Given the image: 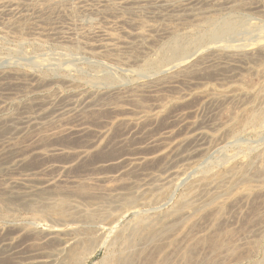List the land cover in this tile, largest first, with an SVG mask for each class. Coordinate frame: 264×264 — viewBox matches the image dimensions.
<instances>
[{
	"label": "rangeland",
	"instance_id": "rangeland-1",
	"mask_svg": "<svg viewBox=\"0 0 264 264\" xmlns=\"http://www.w3.org/2000/svg\"><path fill=\"white\" fill-rule=\"evenodd\" d=\"M35 1L36 0H5V1L2 0V2H1V0H0V12L1 11L5 12L4 14H3V12L0 13V72H1L0 73V85H1L0 86V102H1V104H0V131H1L0 132V134H1L0 135V150H1V146L3 144H5L6 142H8L9 140L10 141H12V140L23 141L24 139L27 140L31 136H33V134H34L33 128H27V129L25 128L24 129V127H26V125H28V124L22 123V122H24L25 118H30L32 120V122L34 121L35 123H39L45 129H48V130H50L52 128H54L52 130H61L62 128H77V127H79V125H82V122L79 120L74 121L75 117H71L70 114H72L73 112H75L78 109L83 108L84 107V100L88 99L91 95L95 96V95L100 94L102 92L105 93L106 91H109L112 88H113V90H116V91H119L122 93V92L126 91L125 89L129 90V88L133 87L134 84H142V85L146 86L145 88H147V89L146 90H145V88L142 89L143 93H141L140 96L142 95L141 98H142V100H145L144 104H147V106L149 107V110L154 109V111H156L155 103H154V101H152L154 99L153 97L155 95H157V96L159 95V97L167 98V100H169V99L175 100L176 102H179L180 104H179V106L172 105V107H169L170 110L168 109L169 111H168V113H166L167 115H165V117L162 118V119L165 118L164 119L165 121L160 120L158 122L159 124L154 123L152 126L149 125V128H148L147 124L144 125L145 122H144L143 116H145V113L139 112L137 109L133 108L131 104L128 105L129 103H127V102L123 103L122 104L123 108L129 110V111L126 110L127 112L123 117H125L128 112L129 113L131 112V114L128 113L129 116L128 115L127 116L132 118V119H135V122L138 123V126L134 127V129H133V127H127V128L123 127L120 130L119 129L113 130L114 132H111L112 135L110 136L112 139L109 137L110 144L108 143L109 144L108 148L110 150H107V152L109 154L107 152H105L106 150L103 152L104 154L106 153L105 154L106 156L102 157V155H104V154L101 153V156L98 155L95 158H90L89 160H87L85 162L84 161H80V162L75 161V162L68 163V164H62L61 162L57 163L56 161L52 163L50 161L51 163L42 165L39 162H34L32 164L33 166H31L30 167L31 169H29V170H25L23 168L14 169L16 167H13L12 162L6 161L5 164H2L0 166L3 170L2 171L3 174H0V179L2 181L3 180H9V179L15 180V181H20L22 178H23L22 180H26V179H32V178L38 179V177H39L42 179H44V178L49 179L50 178V179H54L55 181L57 180V181H59V184L61 183V186H62V184L67 185L68 183H66V181H68L72 185L69 184L67 186L72 187L74 184L73 182H75V180L78 181V180L82 179L81 181H83V180L91 181L92 180L93 182H97V180H99V178L104 179V178L108 177V179L106 180L107 181L106 184H108L110 182L112 185V182H113V185H115V184L119 183L120 181L122 182V180H124L123 182H125V183L130 182L129 184L135 185V187H137V189H134V192L144 191V190H146V188L147 189L150 187L152 188V186L156 187V185H157V187L161 188V189H159L160 191L164 190L163 192H166V195L164 196V198L162 197V200L157 205L148 206V205H146V201H144V200H138L137 203L135 204V206L139 205V207H137V208H139V210H141V212H144V211L145 212H147V211L148 212H155V211H166L169 208H171L174 205V203H176V201H178L180 199V196H183V194L185 195V193H188L187 191H189L188 189H190L189 188L191 186L190 184H192L194 182V180L195 181L197 180L200 183L202 181L205 182V176L208 173V170H209V172H220L223 170L222 169L223 167L224 168L226 167L225 164L228 165V164H232L233 162H236V161H238V162L243 161L244 163L243 162H241V163L246 165V167H248V170H249V168H251L250 169V173H251L252 172L251 170H253L252 167L255 168L256 165L258 166L262 162H264V161H261V160H264V141H263L264 140V125H263L264 122L263 121L262 122L260 121V123L259 122L247 123L243 127L240 126V128L236 129L237 131L235 133H233L232 135L228 136L229 137L228 139H226L227 138L226 137V138L218 139V141L216 140L214 142L213 141L210 142L211 135L218 136L217 133L220 134V132H221L220 129L222 130L221 127H225L226 125H228L232 121L235 120L236 122H240L242 119L249 117L252 113H257V112L259 113V111L262 112V113L261 112L259 113L260 115L264 114V108H263L264 107L263 106L264 105V75H263L264 74L263 73L264 72V50L259 51L258 54L255 53V57H250L251 59L254 58L252 60L250 58H247V59L245 58V60H244V59H239L237 57L241 52L247 51L248 47H249V49H252L254 46H257L259 41L260 42L264 41L263 40V38H264V3H263L264 0H212V1L211 0L210 1L209 0H181V1L180 0H125V1L124 0H64V1L63 0H43V1L37 0L36 2ZM136 1H137V3H136ZM233 1H234V3H233ZM56 2H66L67 3L64 5V7L66 8L65 14L64 13H56V12L53 13V11H51V10L49 12V8H46L51 3L56 4ZM123 2L126 3V5L123 6L122 8H118L117 12L116 11L111 12V11L107 10V8L110 7V5L111 6H120V5L122 6V5H124ZM244 2H246L247 5H242V4H245ZM256 2H258V3H256ZM1 4H2V6H1ZM6 4L8 5V7ZM105 4H106V6H105ZM235 4H238L239 6H236ZM10 5H11V7H10ZM71 5H72V7H71ZM80 5H82V6H80ZM67 6H69V7H67ZM226 6H228V7H226ZM241 6H243V7L241 8ZM100 7L103 9H101ZM230 7H232L233 9H231ZM29 9H31V10H29ZM69 9L74 10L73 14H72L73 17H72V15L69 14V12L67 13V11ZM92 9H93V11H92ZM105 9H106V11H105ZM129 9H130V11H129ZM95 10H101L100 15H99V13H95ZM103 10H104V12L102 13ZM242 10H244V11H242ZM76 11H77V13H76ZM125 11H127V13ZM22 12H24V13H22ZM130 12H132V13H130ZM80 14H82V15H80ZM120 14L121 15L123 14V16H121ZM176 14L178 15V17L176 16ZM186 14H188V15L186 16ZM192 14L194 15V17H192L193 16ZM69 15H70V17H69ZM94 15H96V16H94ZM112 15H114L115 17ZM180 15L181 16L185 15V16H183L184 20H181V21H180V19H179V21L177 20V18H179ZM54 17H56V19ZM125 17H127V18L125 19ZM207 17H209V18H207ZM141 18H143V19H141ZM203 18H204V20H203ZM48 19H50V20H48ZM166 19H168V20H166ZM208 19H215L217 22H219V21L221 22L225 19H230L236 23L240 22V27L237 28L238 30L235 29L236 31H234L229 36L224 35V36L215 38V40H214L215 43H213L211 45H209L210 43L202 42L199 45L197 44V46L196 45L193 46L184 57L190 58V60H192V59L196 58L201 52L205 51L207 48L219 45L220 49H219L218 53H220V57H219L220 60H219V58L214 59V61L215 60L217 61V62L215 61V65L216 66L218 65L217 66L218 68H220L222 66L227 67V65H228V69L230 68V70H228L229 72L227 71L228 74L223 73L222 76L216 75V76H212V78L207 77L208 79H205V78L204 79H191L188 81V83L187 82L186 83H181V82L176 83L175 86H177V88H175L174 90L165 87V89L164 88L163 89L162 88L157 89V91H158V93H157V92H155L156 90L151 89V88H153L151 83L156 78H158V79H159V77L161 78L162 75H159V73H156L155 71H152L149 69H147V70L141 69L143 66V63L148 59H153L156 56V54L160 51V49H162L164 47V45L171 40V38L175 37V35L176 36H178V35L179 36L189 35L192 37H200L201 33L202 32L204 33L206 31V27L204 26V23L201 24V22H205V20H208ZM129 20H131V21H129ZM196 21L197 22L199 21L200 24L202 25V27H200L198 30H195L192 27L195 25L194 23H196ZM9 24H12V25H9ZM81 24H83V25H81ZM144 26H145V28H144ZM140 27H141V29H139ZM155 27H156V29H155ZM252 27H253V29H252ZM19 28H21V29H19ZM202 28H204V29H202ZM203 30H205V31H203ZM150 31H152V32L150 33ZM197 31L200 32V34ZM89 32H90V34H89ZM141 32H142L144 37L139 39V37L137 35H138V33H141ZM254 33H256V35ZM93 35H95V36H93ZM108 35H110V36H108ZM135 35H136V37H135ZM259 38L262 39L263 41L258 40ZM104 44L109 45L108 50L102 49L101 46H103ZM224 44H225V46H224ZM251 44H252V47H250ZM99 45H100V47H99ZM118 45H119V47H118ZM92 46L94 47V49L92 48ZM90 47L92 50H90ZM96 48H98V49H96ZM142 48H144V49H142ZM201 48H203V49H201ZM222 48H224V49H222ZM241 48L244 50H242ZM236 50H238V51H236ZM2 51H3V53H2ZM113 54H114V56H113ZM119 54H121V55H119ZM256 55H258V56H256ZM221 56H223V57H221ZM191 57H193V58H191ZM228 58H229V60H227ZM179 59H182V58H177L176 61H173L172 62L173 65ZM223 59H225L226 61ZM95 60H97V61H95ZM140 60H142V61H140ZM81 61H82V63H81ZM218 61H219V64H218ZM220 61H222V62L220 63ZM231 61H233V62H231ZM238 61H239V63H238ZM240 61H243L244 63L240 62ZM40 62L43 64H41ZM229 62H231V63H229ZM172 63L170 66L168 65L167 67L166 66L165 67L171 68V66H173ZM58 65H60V66H58ZM261 65H262V68H261ZM52 70H54V71H52ZM261 70L263 72H260ZM24 72H25V74L28 73V75L27 76L24 75L23 74ZM43 72L46 74L47 73H50V74H47V75L45 74L46 75V77H45L46 82H43L42 84H38L35 79L39 78L40 76L43 77V75H44ZM96 75L98 77L102 78V80H104L103 78H111V79L115 78L114 79L116 81L115 86L114 85L109 86L108 84H106L102 80L100 81L102 83H100V82H97V84L88 83ZM47 76H48V78H47ZM244 77H246V78H244ZM78 78H79V80H78ZM80 78H82L83 81L80 80ZM77 80L79 82L81 81L82 83L78 85L77 83H79V82ZM120 80H121V82H120ZM246 81H248V86L246 85L247 84ZM69 82H71V84H69ZM73 82L75 84H77L78 86L74 87L76 85H73ZM132 82H134V83H132ZM9 83H10V85H9ZM44 83H45V86H44ZM242 84L244 87L243 89L241 87ZM36 85H38V86H36ZM70 85L72 87H69ZM183 86H185V87H183ZM34 88H37V89H34ZM250 88H252V89H250ZM148 89L150 92L148 91ZM35 90H37V91H35ZM159 90H162L163 92H160ZM233 90L235 91L234 93H233ZM57 91H58V93H57ZM51 92H52V94L54 92V94H58L57 96H61L63 98H64V96L65 97L67 96L65 102L66 101H68V102L65 103V102L61 101V102L57 103L56 107H55V109L57 111H54V113H51L48 117H46L44 119H40V118H38L39 113H40V107L36 106L35 103L38 102L43 96L47 95V93L50 94ZM152 92H153V94L154 93H156V94L153 95V94H151ZM196 92H206V96L202 94L203 95V98L201 97L202 99L197 98L196 100H194L193 97H194V93H196ZM227 92H229V94ZM147 93H149V95ZM218 94H221V95L225 94L227 96L226 98H230V99H231L230 96H232L234 94H240V95H243V97L241 96L242 100H241V98H240V100H228L227 102H224L223 104H218L215 102L213 103L212 96H214V95L218 96ZM72 95H74V98ZM80 98H81V100H80ZM69 99H70V101H69ZM147 100H149V101L151 100V101L149 102ZM197 100H199V101H197ZM196 101H197V103L198 102L199 103L197 104ZM71 102L72 103L75 102V103L72 104ZM181 103H184V104H181ZM30 104H31V109L30 108L28 109V107H30ZM33 104H34V106L32 107ZM77 104L78 105L81 104V105H79V107H78ZM71 105H73V106H71ZM75 105H76V107H75ZM227 105H228V107H226ZM24 106H26V107H24ZM66 106H68V107H66ZM61 107L62 108L64 107V108L62 109ZM26 108L28 110H26ZM69 108H71V109H69ZM185 108H186V110H185ZM67 109H69V110H67ZM73 109L74 110L76 109V110L74 111ZM65 110H67V111H65ZM225 110H227V112ZM154 111L152 110L151 112H154ZM243 112H244V115L246 114L245 117L242 114ZM24 113H25V115H24ZM241 114H242V116H241ZM134 115H136L137 117ZM141 116H142V118H141ZM231 116H233V118ZM34 117H35V119H34ZM105 117H108V116L105 115ZM105 117H103L102 119L104 121H107L108 119L107 118L104 119ZM180 117L182 120L181 123L179 121ZM66 118H68V119H66ZM69 120L70 121L72 120V122L70 123ZM173 120H176V121H173ZM6 121L7 122L9 121L8 124L6 123L7 125L14 126L18 132L13 133L12 131H8L6 129V126H5ZM178 121H179V123H178ZM43 122L45 123V125ZM74 122H77V123L79 122L77 124L78 126ZM192 122H195L198 124V125L196 124L198 127L197 126L194 127L196 130H194V128L190 130V128H191L190 123H192ZM95 123H97V124H95ZM163 123H165V124H163ZM175 123L176 124L178 123V124L176 125ZM142 124L144 125L143 127H141ZM171 124H172V126H171ZM249 124H250V126H249ZM40 125H38V126H40ZM54 125H57V126H54ZM83 126H86V127L90 126V127H88L89 133L85 134V136H83V138H81L83 140L82 141L83 143L77 142L78 144L75 146V147H78L77 149H80V147L82 148L84 145H86V142L88 140H89L88 142L95 141L96 138L98 140L99 136H98L97 132L104 131V128L102 130L103 124L100 122H97V121L95 122V120L90 118V117H88L87 124H85ZM145 126H147V127H145ZM55 127H57V128L55 129ZM129 128H132V129H129ZM187 128H189V129H187ZM154 129H156V131ZM161 129H163V130H161ZM176 130L178 132H176ZM127 131H128V134H127ZM136 131L140 132V133L137 134ZM172 131H173V133H172ZM189 131H191V132L189 133ZM194 131H195V133H192ZM22 132H23V134H22ZM95 132H96V135H94ZM181 132L185 133L186 136L188 135L189 137H193L194 135H196L198 133V134H201V137L199 138V140L198 139L197 140H191L192 141L191 145L188 144V143H190L189 141H187V142L185 141V145L183 144V146L181 148L184 152H182L180 149V151L176 155L177 157L170 155L166 160L165 159L162 160L161 158L152 159L153 157H156L162 153H168L170 151L169 149L171 147H173L172 145H174V143H176L178 140L185 139L186 136ZM17 133L18 134L20 133V135L22 134L21 137ZM134 134H137V135H134ZM170 134H172L173 136H171ZM176 134H177V136H176ZM179 134H181L182 137L179 136V138H178ZM153 135H154V137H151ZM155 135H156V137H155ZM169 135L171 136V138ZM159 136H161V138L164 136L163 139H165V136H166L167 140L166 139L165 140L160 139ZM85 137L87 138V140H85L86 139ZM142 137L144 139H145V137H146V139L147 138L148 139L143 141ZM129 138H131V139L129 140ZM154 138H157L160 140L158 141L157 139H154ZM186 138H188V137H186ZM121 139H123V140H121ZM168 139H169V141H168ZM111 140H113V141H111ZM125 140L127 142H125ZM153 140L154 141L157 140L158 142L157 141L154 142ZM115 141L116 142L118 141L117 145H116ZM151 141H153V142H151ZM232 141L233 142L235 141L234 144ZM88 142H87V144H89ZM123 142H125V143H123ZM159 143H160V145H157ZM215 143H219V144L214 145ZM121 144H123V145H121ZM165 144L167 146H165ZM236 144H238V145H236ZM154 145H156V146L153 147ZM118 146H120L121 149L118 148ZM161 146L163 148H161ZM184 146H187V148H183ZM194 146L196 148H194ZM115 147H117L118 149ZM122 147H123V150H122ZM157 147H158V149H157ZM171 150H172V148H171ZM194 150L196 152L198 151L197 156H196V152ZM145 151H147V152H145ZM157 151H160V152H157ZM125 152H127V153H125ZM190 153H191V155H190ZM192 153H193V155H192ZM255 154L256 155L258 154L260 156H256ZM99 156L102 158H100ZM113 156L117 160H114ZM119 156L121 158L118 159ZM182 156H184V157H182ZM106 157H107L108 161H107ZM125 159L127 162L126 161L124 162ZM133 159H134V161H133ZM135 159H137V160H135ZM146 159H148V160H146ZM228 159H229V161H228ZM230 159H231V161H230ZM122 161H123V163H122ZM143 161H145V162H143ZM146 161H147V163H146ZM142 162H143V165H142ZM250 162H252V163H250ZM9 163L11 166L9 165ZM116 163L117 164L120 163V164L117 165ZM249 164H251L252 167ZM39 165L42 168L39 167ZM37 166L39 167V169ZM132 166L134 168H132ZM82 167H83V169H82ZM9 168H10V170L6 171V169L8 170ZM47 168H49L51 170H48ZM52 168H53V170H52ZM58 168H60V169H58ZM130 168L132 170H130ZM56 169H58V170H56ZM66 169H68V170L71 169L70 170L71 172L67 171ZM185 169H187V170H185ZM33 170H35V171L37 170L36 172H38V173H36V172L34 173ZM130 171H131V173H130ZM206 171H207V173H206ZM133 172H134V174H133ZM172 172H174V173H172ZM177 172L179 173V175H177L178 174ZM37 174H39V175H37ZM24 175H25V177H24ZM31 175H34V176H31ZM62 179L66 180V181H62ZM60 180H61V182H60ZM116 180H120V181L116 182ZM255 180H253V182H251V185L260 186V184L257 182V180L256 181ZM227 181H229V179H227ZM254 181H255V183H254ZM211 184L209 186H207V190L210 191L211 193H214L216 191L218 192V189L217 190L215 189V188H217V185L215 183H211ZM29 185L33 186L35 184L30 183ZM139 186L141 189L139 188ZM258 186H257V188H258ZM211 188H212V190H211ZM257 188L255 187V190ZM243 189H244L243 184H240V182H238V185L235 186V191H234V194L232 196H229V198H228V196L219 195L218 196L219 199H217L216 203H221V201L226 199L227 206H228V208L226 207V210L228 212L224 210V214H226V217L227 216L229 217V215L235 216V217L231 216L229 218L227 217L229 221L227 222L226 225L228 228L232 229L234 232L235 231H236V233L238 232L236 235V238H237V236H238V238H243L242 236H244V238H246V239H243V241L240 240L242 242L241 244H240V241L238 243V239H237V241H235L237 243V245H241L242 247L246 248L248 246L249 247L253 246L255 241H257L260 238L259 235H261L262 232L261 233L257 232V230L259 229L258 226L252 225L253 226L252 227L251 225H249L251 227H247L248 224H246V223H250L247 220L251 216L250 212L253 210L255 204H253L252 201H249V194L246 191H244ZM181 193H183V194H181ZM246 193H247V195H246ZM260 193L264 194V184L261 187V189H259V195H260ZM133 194H135V193H133ZM179 194H181V195L179 196ZM241 194H245V196L241 195ZM263 194H261V196H259L260 197L258 199L259 202H257V205L260 206V208L261 207L262 208L260 209L257 206V209H255L256 211L253 210L254 213L256 212V214H257L256 216L264 217V196H263ZM239 195H241V197L238 198ZM246 196H248V197H246ZM240 198H242V199H240ZM245 198H246L247 202L245 201ZM250 200H252V199H250ZM243 201H244V203H243ZM143 204L145 206H142ZM232 205H233V207H232ZM250 205L253 207H250ZM3 208L4 207H1V209H0V211L3 210L0 212V229L3 228L2 230H4V231L7 229L6 230L7 232L5 231V233H6V235H9V236H7L6 238L7 239L9 238L8 240L10 242L5 238L6 239V240H4L5 242H2L0 240L2 242V243H0V246H2L4 243L8 244L9 246H10L9 243H13V244L11 245V247H9V246L5 247L4 251L1 250L2 253H1L0 259L2 261L4 260L3 262L1 261L2 262L1 264H23V262L26 261V258L28 256V252H29V247H27V245H26V244H28V242L26 243L25 241H23V239L22 240L18 239L19 241H16V240L14 241L13 239H16L18 234H19V233H17V234H15V233L17 232V230L19 232V230L21 228H24V227L36 225L35 227L44 228V227H46V225H48L50 223H47V222H44L41 220L37 221V219L34 218L35 216L33 217L34 214H31L29 211H26V210L21 209L19 207H15V205L10 204V205H8V207H6L5 210ZM7 208H11L10 209L11 212L9 210L7 212ZM166 208H168V209H166ZM246 209H248V210L246 211ZM250 209H252V210H250ZM257 210L258 211L260 210L259 213ZM260 212H261V215H259ZM247 214L249 217H247ZM241 217L242 218L246 217L247 219L246 218L242 219ZM244 219H246V220L244 222H242ZM129 220H130L129 216H127L121 220V224H126ZM232 220H234L235 223L232 222ZM249 221H250V219H249ZM241 225L243 226V228L246 226L245 229L246 228L248 229L247 232L249 234L246 232L244 235H240V231L238 229L242 228ZM90 226H92V228ZM90 226H89L90 229H96L97 228V225L94 223ZM249 230H251L250 232L252 234H255V235L252 236V234L249 232ZM259 230H261V229H259ZM13 231L15 232V233H13V235L15 234L14 236L11 235V233ZM8 232H10V233H8ZM238 234L241 237H239ZM247 235H249V236H247ZM245 240H247V241H245ZM248 240H250L252 243L250 241L248 242ZM247 242L249 245L246 246ZM2 248H4V247L2 246ZM9 248H10V250H8ZM102 255H103V252L99 251L93 258H91L89 260L88 264H93L94 262L98 261ZM230 262H231V259H230ZM245 263L248 264V261L242 260V261L238 262V260H235V261H232L230 264H245Z\"/></svg>",
	"mask_w": 264,
	"mask_h": 264
},
{
	"label": "bare ground",
	"instance_id": "bare-ground-1",
	"mask_svg": "<svg viewBox=\"0 0 264 264\" xmlns=\"http://www.w3.org/2000/svg\"><path fill=\"white\" fill-rule=\"evenodd\" d=\"M1 2H2V0H1ZM136 3H137V1H136ZM233 3H234V1H233ZM244 3L245 4H242V5H247L246 2H244ZM256 3H258V2H256ZM2 4H1V6H2ZM65 4H67V3L66 2H56V4L51 3L46 8H49V12L51 10V11H53V13L56 12V13H64L65 14L66 13V10H65L66 8L64 7ZM125 5H126V3H124V5H122V6L121 5L120 6H111L110 5V7H108L107 10H109L111 12L112 11L117 12L118 8H122ZM235 5L239 6L238 4H235ZM80 6H82V5H80ZM105 6H106V4H105ZM7 7H8V5H7ZM10 7H11V5H10ZM67 7H69V6H67ZM71 7H72V5H71ZM226 7H228V6H226ZM242 7L243 6H241V8ZM230 8L233 9L232 7H230ZM101 9H103V8H101ZM29 10H31V9H29ZM73 11H74L73 9H69L67 11V13L69 12V14L72 15ZM92 11H93V9H92ZM105 11H106V9H105ZM127 11H125V12L127 13ZM129 11H130V9H129ZM242 11H244V10H242ZM2 12L3 11H1L0 13H2ZM103 12H104V10L102 11V13ZM4 13L5 12H3V14ZM22 13H24V12H22ZM76 13H77V11H76ZM95 13H99V15H100L101 10H95ZM130 13H132V12H130ZM70 15H69V17H70ZM80 15H82V14H80ZM181 15L179 16V18H177L178 21H179V19H180V21L184 20L183 16H185V15H183V16H181ZM187 15L188 14H186V16ZM94 16H96V15H94ZM112 16H114V15H112ZM121 16H123V14ZM176 16L178 17L177 14H176ZM72 17H73V15H72ZM192 17H194V15ZM54 18L56 19V17H54ZM126 18L127 17H125V19ZM207 18H209V17H207ZM141 19H143V18H141ZM48 20H50V19H48ZM166 20H168V19H166ZM203 20H204V18H203ZM129 21H131V20H129ZM198 22L196 21V23H194L195 25L192 26L195 30H198L200 27H202V25H201L202 23H204V26L206 27V31L203 30L205 32L204 33L202 32L200 37H192L189 35L185 36L184 34H183L184 36H179V35L176 36L175 35V37L171 38V40L169 42H167L162 49H160V51L156 54V56L153 59H148L143 63V66L141 69H146V70L149 69V70L155 71L156 73H159V75H162L161 78L160 77H159V79L156 78L151 83L152 87H153L151 89L156 90L155 92L158 93L157 89H161V88L165 89V87L174 90L175 88H177V86H175L176 83H180V82L181 83H186V82L188 83V81L191 79H204V78L208 79L207 77L212 78V76H216V75L222 76L223 73L228 74V72H229L228 70H230V68L228 69V65H227V67L222 66L220 68L217 67L218 65L217 66L215 65L216 60L214 61V59H217L220 57V53H218L220 46L218 44H217L218 46H212L210 48H207L205 51L201 52L196 58H194L192 60H190V58H186L184 56L188 53V51L193 46H195V45L197 46V44L199 45L202 42H207V43H210L209 45H211V44L215 43L214 42L215 38L221 37L224 35L229 36L234 31L238 30L237 28L240 27V22L236 23L230 19H225L221 22L220 21L217 22L215 19H208V20H205V22L200 21L201 24H200V22L199 23ZM12 24H9V25H12ZM81 25H83V24H81ZM144 28H145V26H144ZM19 29H21V28H19ZM139 29H141V27ZM155 29H156V27H155ZM202 29H204V28H202ZM252 29H253V27H252ZM151 32L152 31H150V33ZM198 33L200 34V32H198ZM89 34H90V32H89ZM254 34L256 35V33H254ZM93 36H95V35H93ZM108 36H110V35H108ZM137 36L139 37V39L144 37L142 32L138 33ZM135 37H136V35H135ZM258 40L263 41L264 38H263V40L260 38ZM224 46H225V44H224ZM99 47H100V45H99ZM101 47H102V49L108 50L109 45L104 44ZM118 47H119V45H118ZM250 47H252V44ZM92 48L94 49L93 46H92ZM96 49H98V48H96ZM142 49H144V48H142ZM201 49H203V48H201ZM222 49H224V48H222ZM90 50H92L91 47H90ZM242 50H244V49H242ZM262 50H264V41L263 42L259 41L257 46H254L252 49H249V47H248L247 51L241 52L237 57L239 59L245 60V58L247 59L250 57H255V53L258 54V52L262 51ZM236 51H238V50H236ZM2 53H3V51H2ZM119 55H121V54H119ZM113 56H114V54H113ZM256 56H258V55H256ZM221 57H223V56H221ZM177 58H182V59L177 60V62H175V64L173 65L172 62L176 61ZM191 58H193V57H191ZM252 59H254V58H252ZM219 60H220V58H219ZM223 60H225V59H223ZM227 60H229V58ZM95 61H97V60H95ZM140 61H142V60H140ZM221 62L222 61H220V63ZM231 62H233V61H231ZM231 62H229V63H231ZM240 62H243V61H240ZM81 63H82V61H81ZM171 63L173 66H171V68H169V67L166 68L168 65L170 66ZM238 63H239V61H238ZM41 64H43V63H41ZM218 64H219V61H218ZM58 66H60V65H58ZM261 68H262V65H261ZM52 71H54V70H52ZM260 72H263V71L261 70ZM23 74L26 76L28 75V73L25 74V72ZM45 74L46 73H44V75ZM47 74H50V73H47ZM44 75H43V77L40 76L39 78L35 79L38 84H42L43 82H46V79H45L46 75L45 76ZM97 75L94 78L92 77L93 79L90 80L88 83L97 84V82H100L102 80V78L98 77ZM47 78H48V76H47ZM244 78H246V77H244ZM103 79L104 80H102V81H104L109 86H112V85L115 86V84H116V81L114 80L115 78L114 79L103 78ZM78 80H79V78H78ZM80 80L83 81L82 78H80ZM120 82H121V80H120ZM246 82H247L246 85L248 86V81H246ZM81 83L82 82L80 81L77 84L79 85ZM100 83H102V82H100ZM132 83H134V82H132ZM69 84H71V82H69ZM77 84H75L73 82V85H76L74 87H77L78 86ZM9 85H10V83H9ZM36 86H38V85H36ZM44 86H45V83H44ZM69 87H72V86L70 85ZM145 87L146 86H144L142 84H134L133 87L129 88V90L125 89L126 91L122 92V93L119 91L113 90V88H112L111 90L106 91L105 93L99 92L100 94H97L95 96L91 95L88 99L84 100V107L82 106L83 108L76 110L79 107V105H81V104H79V105L77 104L78 107L75 109L76 111L73 109L75 112L70 114L71 117H75L74 121L79 120L82 122V125H79V127H77V128H62L61 130H52V129H54V128H52V129L48 130V129H45L39 123H35L34 121L32 122V120L30 118H25L24 122H22V123L28 124V125H26V127H24V129L25 128L26 129L27 128H33V130H34L33 136H31L27 140L24 139L23 141H20V140L19 141L18 140L10 141L9 140L5 144H3L1 146V150H0V166L2 164H5L6 161H10V162H12L13 167H16L14 169L23 168L25 170H29V169H31L30 167L33 166L32 164L34 162H39L42 165L48 164L51 162L53 163L55 161L57 163L61 162L62 164H68V163H72L75 161H77V162L84 161L85 162V161L89 160L90 158H95L98 155L101 156V153L104 154L103 152L105 150H106L105 152H107V150H110L108 148V146L110 144L109 137L112 135L111 132H114L113 130H115V129L120 130L123 127H126V128L127 127H133V129H134V127L138 126V123L135 122V119L128 117L129 114H131V112L130 113L128 112L129 114L127 113L128 116L126 115L125 117H123L126 114V112L129 111V110L123 108V106H122L123 103L127 102V103H129L128 105L131 104L132 107L137 109L139 112L145 113V116H143L144 122H145L144 125L147 124L148 128H149V125L152 126L154 123L157 124L160 120L163 121L165 118L164 119H162V118L165 117V115H167L166 113H168V111L170 110L169 107H172V105L179 106L180 103L176 102L175 100H172V99L167 100V98L159 97V95L158 96L155 95L153 97L154 99L153 100L151 99V100L154 101V103H155L156 111H154V109L149 110V107L147 106V104H144L145 100H142V98H141L142 95L140 96V94L143 93L142 89H144ZM183 87H185V86H183ZM241 87H242V89L244 88L243 84ZM34 89H37V88H34ZM146 89L147 88H145V90ZM250 89H252V88H250ZM35 91H37V90H35ZM148 91H149V89H148ZM159 91L163 92L162 90H159ZM153 92L151 94H153ZM234 92L235 91L233 90V93ZM57 93H58V91H57ZM227 93L229 94V92H227ZM147 94L149 95V93H147ZM154 94H156V93H154ZM202 94L206 96V92L194 93V97H193L194 100H196L197 98L202 99L203 98ZM57 95L58 94H54V92L52 94V92H51L50 94L47 93V95L43 96L40 100L38 99L39 101L37 100L38 102H36L35 104H36V106L40 107V113H39L38 118L44 119V118L48 117L51 113H54V111H57L55 109L57 103H59L61 101L65 102L67 96L66 97L64 96V98H63V97L57 96ZM72 96L74 98V95H72ZM241 96L243 97V95L234 94V95L230 96L231 97V99H230V98H226L227 96L225 94H223V95L218 94V96H215V95L212 96V101H213V103L215 102L218 104H223L224 102H227L228 100H240ZM80 100H81V98H80ZM241 100H242V98H241ZM69 101H70V99H69ZM147 101H149V100H147ZM197 101H199V100H197ZM197 101H196V103H197ZM66 102H68V101H66ZM73 103H75V102H73ZM0 104H1V102H0ZM181 104H184V103H181ZM33 106H34V104L32 105V107ZM71 106H73V105H71ZM24 107H26V106H24ZM66 107H68V106H66ZM75 107H76V105H75ZM226 107H228V105ZM29 108L31 109V104H30V107H28V109ZM28 109L26 108V110H28ZM69 109H71V108H69ZM69 109H67V110H69ZM67 110H65V111H67ZM152 110L154 112H151ZM185 110H186V108H185ZM225 111L227 112V110H225ZM260 112L261 111H259V113ZM257 113H252V114L250 113L251 115L249 117L242 119L240 122H236L234 120L231 123H229L228 125H226L225 127H221L222 130L220 129V131H221L220 134L217 133L219 137L216 135H211L210 142L211 141L214 142L216 140L218 141V139H222V138H226V137H227L226 139H228L229 138L228 136L232 135L233 133H235L237 131L236 129L240 128V126L243 127L247 123H250V122H254V123L259 122L260 123V121L264 122V114L260 115L259 113L258 114ZM242 114L245 117L246 114L244 115V112ZM242 114H241V116H242ZM24 115H25V113H24ZM105 115L108 116L109 118L105 117ZM134 116H136V115H134ZM88 117L94 119L95 122L97 121V122L102 123L103 124L102 130L104 128V131L99 130L100 132H97V134L99 136L98 140H97V138L95 141H91V142H88L89 141L88 140L87 142L89 144H87V142H86V145H84L82 148L80 147V149H77L78 147H75L78 144L77 142H82L83 140L81 138H83V136H85V134L89 133L88 127H90V126H88V127L83 126V125L87 124ZM103 117H105L104 119L107 118L108 120L104 121L102 119ZM181 117L179 120L180 123L182 122ZM231 117L233 118V116H231ZM141 118H142V116H141ZM34 119H35V117H34ZM66 119H68V118H66ZM72 120L71 121L69 120L70 123L72 122ZM176 120H173V121H176ZM179 121H178V123H179ZM8 122L7 121L5 122L6 129L8 131H12L13 133L18 132L14 126L7 125ZM74 123L77 125L79 122L78 123L74 122ZM95 124H97V123H95ZM163 124H165V123H163ZM172 124H171V126H172ZM196 124L197 123H195V122L190 123V127H191L190 130L198 125V124L197 125ZM38 125H40V126H38ZM44 125H45V123H44ZM144 125L142 124L141 127H143ZM54 126H57V125H54ZM147 126H145V127H147ZM249 126H250V124H249ZM56 128L57 127H55V129ZM129 129H132V128H129ZM156 129H154V130L156 131ZM187 129H189V128H187ZM161 130H163V129H161ZM177 130H176V132H178ZM194 130H196V129L194 128ZM190 132L191 131H189V133ZM138 133H140V132H137V134ZM172 133H173V131H172ZM181 133H183V132H181ZM192 133H195V131ZM22 134H23V132H22ZM127 134H128V131H127ZM137 134H134V135H137ZM183 134L186 136L185 133H183ZM18 135L21 137L20 133ZM94 135H96V132ZM170 135L173 136L172 134H170ZM171 136H170V138H171ZM176 136H177V134H176ZM179 136L182 137L181 134L178 135V138H179ZM151 137H154V135ZM155 137H156V135H155ZM186 137H188V138H186ZM186 137H185V139L178 140L176 143H174V145H172L173 147H171L172 150L170 148L169 149L170 151L168 153H162L156 157H153L152 159L161 158L162 160H164V159L166 160L170 155L176 156L178 154V152L180 151V149L182 148L183 144L185 145V141L186 142L189 141L190 143H188V144L191 145L192 144L191 140H197V139L199 140V138L201 137V134L197 133L193 137H189L188 135ZM159 138L163 139L164 136L162 138H161V136H159ZM130 139L131 138H129V140ZM147 139L145 137V139L143 138L142 140L144 141ZM154 139H157V138H154ZM160 139H157V140L159 141ZM165 139L167 140L166 136H165ZM165 139H163V140H165ZM85 140H87V138ZM121 140H123V139H121ZM111 141H113V140H111ZM153 141H151V142H153ZM156 141H154V142H156ZM168 141H169V139H168ZM125 142H127V141L125 140ZM125 142H123V143H125ZM234 142H233V144H234ZM117 143H118V141L116 142V145H117ZM216 144H219V143H215L214 145H216ZM121 145H123V144H121ZM157 145H160V143ZM236 145H238V144H236ZM120 146H118V148H120ZM155 146L156 145H154L153 147H155ZM165 146H167V145L165 144ZM123 147H122V150H123ZM115 148H117V147H115ZM161 148H163V147L161 146ZM183 148H187V146H184ZM194 148H196V147L194 146ZM157 149H158V147H157ZM181 151L184 152L182 149H181ZM145 152H147V151H145ZM157 152H160V151H157ZM125 153H127V152H125ZM105 154L102 155V157L106 156ZM197 154H198V151L196 152V156H197ZM190 155H191V153H190ZM192 155H193V153H192ZM256 156H260V155L257 154ZM102 157H100V158H102ZM182 157H184V156H182ZM119 158H121V157L119 156L118 159ZM106 159H107V157H106ZM113 159L117 160V159H115V157ZM135 160H137V159H135ZM146 160H148V159H146ZM107 161H108V159H107ZM125 161H126V159L124 160V162ZM133 161H134V159H133ZM228 161H229V159H228ZM230 161H231V159H230ZM261 161H264V160H261ZM143 162H145V161H143ZM143 162H142V165H143ZM241 162H243V161H241ZM241 162L236 161V162H233L232 164H228V165L225 164L226 167L225 168L223 167L222 168L223 170L220 172H209V170H208V173H207V171H206L207 174L205 176V182L202 181L200 183L197 180L196 181L194 180V182L192 184H190L191 186L190 185H189L190 187L188 186L190 188V189H188L189 191H187L188 193L184 192L185 195L183 193H181V194H183V196H180L181 194H179L180 199L178 201H176V203H174V205L171 208H169V209L166 208V209H168L166 211H155V212H148V211L145 212L144 211V212H141V210H139V208H137V207H139V205L137 204L138 206H135V204L137 203L138 200L146 201V205H148V206L157 205L162 200V197L164 198V196L166 195V192H163L164 191L163 189H162L163 191H160L159 189H161V188L157 187V185H156V187L152 186V188L151 187L148 189L146 188V190L143 189L144 191L134 192V189H137V187H135V185L129 184L130 182L129 183L123 182L124 180H122V182L120 180H116V182L117 181H120V182L115 184V185H113V182H112V185L110 182H109L110 184L109 183L106 184V182H107L106 180L108 179V177L104 178V179L99 178V180H97V182H93L92 180H91L92 182L89 180L81 181L82 179H80V180L77 179L78 181L75 180V182H73L74 184L72 187L67 186L71 183H69L68 181L63 180V179H62V181H66V183H68L67 185L62 184V186H61V183L59 184V181H57V180L55 181L54 179H50V178L49 179H45V178L42 179L39 177H38V179H33L31 177L32 179H26V180H22L23 179L22 178L20 181H15V180H11V179L2 181L0 179V209H1V207H4L3 209L5 210L6 207H8V205H10V204L15 205V207H19L21 209L29 211L31 214H34L33 217L35 216L34 218L37 219V221L41 220V221L50 223V224L46 225V227H44V228H38V227H35L36 226L35 225V226L24 227L21 229L19 228L20 229L19 232L17 230L16 233L14 231L11 233V235H13V233H15V234L19 233L17 238L13 239L14 241L15 240L19 241L18 239H21V240L23 239V241H25L26 243L28 242V244H26V245H27V247H29V252H28V256L26 258V261H24L23 264H88L89 260L91 258H93L99 251H102L103 255L101 256V258L98 261L94 262L93 264H230L232 261H235V260H238V262H240L242 260H247L248 264H264V219H263L264 217L256 216L257 215L256 212L254 213V211H253V210L257 209V206H258L257 202H259L258 199L260 198L259 196H261V194H263V193H260V195H259V189H261V187L264 184V162H262L258 166L256 165L257 167L255 166V168H253L252 165L249 164V165H251V167L253 169V170H251L252 171L251 173H250L251 168H249V170H248V167H246V165L243 164L244 162L243 163H241ZM120 163H118V164L116 163V164L119 165ZM122 163H123V161H122ZM146 163H147V161H146ZM250 163H252V162H250ZM9 165H10V163H9ZM39 167H41V166L39 165ZM39 167H38V169H39ZM53 168H52V170H53ZM132 168H134V167L132 166ZM47 169L51 170L49 168H47ZM58 169H60V168H58ZM58 169H56V170H58ZM82 169H83V167H82ZM9 170H10V168L8 170L6 169V171H9ZM66 170L70 171L68 169H66ZM130 170H132V169L130 168ZM185 170H187V169H185ZM2 171L3 170L0 167V174H3ZM33 171L35 173L37 170L36 171L33 170ZM36 173H38V172H36ZM130 173H131V171H130ZM172 173H174V172H172ZM39 174H37V175H39ZM133 174H134V172H133ZM177 175H179V173ZM31 176H34V175H31ZM24 177H25V175H24ZM227 179H229V181H227ZM255 179L260 184V186L257 185L258 188L255 185H251V182H253V180H255ZM255 181H254V183H255ZM60 182H61V180H60ZM238 182H240V184H243V186H244L243 190L249 194V201H252L253 204H255L253 210L250 209V210H252L250 212L251 216L249 217L247 214V217H249V219H250V221H249V219L247 221L250 223H246V222L245 223L248 224L247 227H251L252 225L258 226L259 229H261V230L258 229L257 232H260V233L262 232L261 235H259L260 238L257 241H255L253 246H251V247L248 246L246 248L242 247L241 245H237V243L235 242L238 239V243H239L240 240L243 241V239H246V238H244V236H242L243 238H238V236L236 238V235L238 232L237 233H236V231L234 232L232 229L228 228L226 225L227 222L229 221L228 218L232 216V215L231 216L229 215V217L227 216L228 217L227 218L226 214H224V210L227 211L226 207L228 208L226 199L221 201V203H216L217 199H219L218 198L219 195H225V196H228V198H229V196H232L234 194V191H235V186L238 185ZM30 183H33L35 185L30 186L29 185ZM211 183H215L217 185V188H215V189L216 190L218 189V192L216 191L214 193H211L210 191L207 190V186H209ZM255 187L257 188L256 190H255ZM139 188H140V186H139ZM211 190H212V188H211ZM133 193H135V194H133ZM247 193H246V195H247ZM241 195L245 196V194H241ZM241 195H239L238 198L241 197ZM263 196H264V194H263ZM246 197H248V196H246ZM240 199H242V198H240ZM250 199H252V200H250ZM245 201H246V198H245ZM243 203H244V201H243ZM142 206H145V205L143 204ZM232 207H233V205H232ZM250 207H253V206L250 205ZM258 208H260V206H258ZM10 209L11 208H7V212H8V210L11 212ZM247 210L248 209H246V211ZM1 211H3V210H1ZM259 211H258V213H259ZM259 215H261V212ZM127 216H129L130 220L126 224H121V220ZM243 218H246V217H243ZM246 219H244L242 222H244ZM232 222H234V220H232ZM93 223L97 225L96 229H90V227L92 228V226H90V225H92ZM249 225H251V226H249ZM241 227L242 228L238 229V230L240 231V235H244L248 231V229L247 228H246L247 230L245 229L246 226L243 228V226L241 225ZM2 229H0V240L2 242H5L4 240H6L7 239L6 237L9 235H6V233H5V231L7 229L5 231ZM250 231L251 230H249V232ZM8 233H10V232H8ZM240 235H239V237H241ZM253 235H255V234H252V236ZM247 236H249V235H247ZM1 241H0V243H2ZM245 241H247V240H245ZM249 241L250 240H248V242ZM248 242H247L246 246L249 245ZM241 243L242 242L240 241V244ZM9 244H10V246L8 244L4 243L2 245L4 248H2V246H0V256L2 253L1 250L4 251L5 247H7V246L11 247V245L13 243H9ZM8 250H10V248ZM230 259H231V262H230ZM1 261L2 260L0 259V264L4 260L2 262Z\"/></svg>",
	"mask_w": 264,
	"mask_h": 264
}]
</instances>
